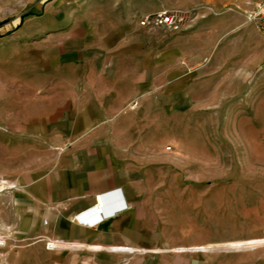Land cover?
Masks as SVG:
<instances>
[{
    "label": "rangeland",
    "instance_id": "1",
    "mask_svg": "<svg viewBox=\"0 0 264 264\" xmlns=\"http://www.w3.org/2000/svg\"><path fill=\"white\" fill-rule=\"evenodd\" d=\"M262 4L0 0V182L17 189L16 177L48 156L20 133L29 119L58 101L35 98L31 89L45 94L43 64L58 62L70 38L81 40L83 49L87 36L98 53L120 37L121 49L133 48L134 75L149 80L143 111L149 126L133 132L162 141L167 170L175 174L168 179L167 204L182 201L181 215L173 220V246L148 263L264 264V245L223 248L264 238V31L248 19ZM159 13L178 14L181 25H139L142 16ZM2 206L0 231L8 242L0 249V264H50L46 248L6 225ZM50 241L57 245L51 251L61 248ZM208 245L217 248L192 250Z\"/></svg>",
    "mask_w": 264,
    "mask_h": 264
},
{
    "label": "crops",
    "instance_id": "2",
    "mask_svg": "<svg viewBox=\"0 0 264 264\" xmlns=\"http://www.w3.org/2000/svg\"><path fill=\"white\" fill-rule=\"evenodd\" d=\"M121 40L94 53L87 36L83 49L70 38L58 62L43 64L45 94L31 86L35 98L58 100L20 131L48 156L16 177L17 189L0 202L6 225L21 238L42 249L50 240L62 245L45 249L50 264H149L174 243L182 201L169 207L166 195L175 174L162 141L134 134L149 126L143 115L149 80L134 75L133 48L121 49ZM99 198L100 221L92 210ZM77 215L97 223L73 222Z\"/></svg>",
    "mask_w": 264,
    "mask_h": 264
},
{
    "label": "built area",
    "instance_id": "3",
    "mask_svg": "<svg viewBox=\"0 0 264 264\" xmlns=\"http://www.w3.org/2000/svg\"><path fill=\"white\" fill-rule=\"evenodd\" d=\"M248 19L251 22H254L257 25V28L261 31H264V4L258 5L256 10L251 12L248 16ZM139 25L141 27H166V28H178L181 25V21L179 19L178 14H168V13H159L155 15H145L140 18ZM4 183V184H2ZM16 187L14 185H8L7 183L1 181L0 182V194L13 190ZM100 204L97 202L93 207L92 210L95 214V216L98 218V221H100L103 218V215L105 214V208H104V202L101 198ZM73 222L86 224L87 226H94L97 222H88L87 220L83 219L80 215L75 216L72 219ZM4 231H0V249H4L7 246L8 242V236ZM54 242L46 241L45 248L47 250H52L57 246Z\"/></svg>",
    "mask_w": 264,
    "mask_h": 264
},
{
    "label": "bare ground",
    "instance_id": "4",
    "mask_svg": "<svg viewBox=\"0 0 264 264\" xmlns=\"http://www.w3.org/2000/svg\"><path fill=\"white\" fill-rule=\"evenodd\" d=\"M258 245H264V238L252 239V240H246V241H240V242H230V243L223 245V248L233 249V248H242V247L243 248L252 247V246H258ZM52 246H56V245L52 244ZM212 248H217V246L208 245L204 247H195V248H192V250H207V249H212ZM116 250H127V249L121 248V249H116Z\"/></svg>",
    "mask_w": 264,
    "mask_h": 264
}]
</instances>
